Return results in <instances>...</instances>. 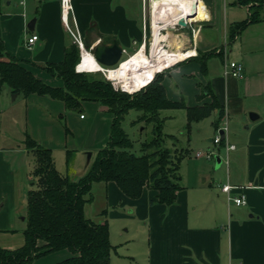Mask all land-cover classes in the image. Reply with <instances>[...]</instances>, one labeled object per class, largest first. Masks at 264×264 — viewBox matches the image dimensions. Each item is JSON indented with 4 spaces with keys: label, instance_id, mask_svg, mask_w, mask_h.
<instances>
[{
    "label": "crops",
    "instance_id": "0c3cea01",
    "mask_svg": "<svg viewBox=\"0 0 264 264\" xmlns=\"http://www.w3.org/2000/svg\"><path fill=\"white\" fill-rule=\"evenodd\" d=\"M152 1L70 0L72 9L66 23L62 0H0V39L7 55L44 81L62 86L63 80L49 73L46 66L63 61L71 44L80 51L82 41L92 51L91 46L116 39L123 57L137 52L143 44L148 52L154 34ZM196 1L191 24L179 26L180 30L167 26L160 31L179 35L175 40L187 43L194 53L159 73L166 97L183 103L179 108L186 111L188 132L199 131L210 143L197 144L205 149H197L200 156L195 152L189 176L179 173L181 188L171 204L159 202L158 191L148 186L140 197L132 198L115 181L94 182L104 190L105 203L93 219L87 206L92 205V192V200L85 205L88 218L107 221L108 226L111 218L134 219L133 233L127 237L118 233L117 249L109 228L111 264H264V4L213 0L209 15L203 1ZM252 13L256 19L250 18ZM33 18L31 29L28 24ZM32 34L39 38L29 45ZM81 56L80 51V61ZM228 61L241 63L243 75L230 74ZM8 92L14 93L10 86ZM19 94L23 95V112L16 118L13 115L11 121L17 129L22 127V143H0L2 246L1 235L14 233L19 214L27 208V182L32 171L26 157L34 160V156L25 147L26 134L65 155L69 150L63 138L74 134L58 120L60 114L70 113L64 101L39 93H16L12 100ZM204 104H213L210 112L189 121L187 108ZM102 105L99 101L82 102L90 117L80 115L81 121H86L80 122L78 129L83 130L86 142L79 147L82 150L77 148L71 165H66L72 177L83 175L96 151L108 141L114 116H106ZM251 111L258 115L255 119L250 118ZM218 133L222 137L219 144L214 142ZM7 138L0 131L1 141ZM89 150L92 156L87 163ZM185 152L189 155V149ZM224 184L232 185L229 192L222 190ZM241 194L246 202L238 205L234 197ZM70 255L68 249H61L35 258L32 264H53Z\"/></svg>",
    "mask_w": 264,
    "mask_h": 264
},
{
    "label": "trees",
    "instance_id": "16d2710c",
    "mask_svg": "<svg viewBox=\"0 0 264 264\" xmlns=\"http://www.w3.org/2000/svg\"><path fill=\"white\" fill-rule=\"evenodd\" d=\"M237 1L242 5L264 4V0ZM250 18L256 19L253 13ZM79 61V48L69 45L63 61L46 66L49 73L63 80L62 86L52 85L7 55L0 39V84H8L12 92L47 94L64 101L67 109L80 108L83 101H99L114 111L106 146L98 149L86 173L77 178L67 169H57L53 150L26 134L25 147L33 154L35 166L27 191L25 240L15 248L0 244V264H32L35 258L61 249H68L71 255L53 264H111L113 245L107 221L96 222L85 215V205L93 198V183L115 181L132 198L140 197L148 186L156 189L158 201L166 204L176 200L181 188L178 169L184 153L162 148L161 134L142 142L141 152L136 153L133 140L121 126L131 108L142 111L139 120L161 125L160 109L183 106L166 97L160 73L146 87L130 94L116 90L101 71H77ZM212 107L187 108L188 120L207 115Z\"/></svg>",
    "mask_w": 264,
    "mask_h": 264
},
{
    "label": "rangeland",
    "instance_id": "374dc122",
    "mask_svg": "<svg viewBox=\"0 0 264 264\" xmlns=\"http://www.w3.org/2000/svg\"><path fill=\"white\" fill-rule=\"evenodd\" d=\"M184 29L189 32L191 31L190 27H184ZM127 57L128 55L125 54L124 57H122V60ZM104 68L107 69L108 66L107 67L105 66ZM97 71H94V72H97ZM83 72H86V71H83ZM102 74L104 75L103 72ZM8 89H9V86L6 83L0 84V114H1L0 116H2L0 117V131H3V134L8 137L5 140L3 139V141H1L0 139V143L18 142L19 144H21L22 139H23V132L21 130L22 127H20V129H17L14 123L11 121V118L13 115L15 116V118L17 114H19L20 116L22 115L23 95L19 94V98L17 100L16 99L12 100L13 93L9 95ZM130 94H133V93H130ZM131 97H133V95ZM102 106L107 112L106 116H108L109 113H111L112 116H114V111L110 110L106 104ZM67 111L70 113L64 112L66 114H62V115L60 114V117L58 120L60 121L61 125L66 130L67 128L70 127L72 131L74 132V134L73 135L70 134L68 135V137L63 138L64 140H66L65 145L66 147H68V150H69L68 154L65 155V153L63 154L62 151L60 150L53 151L54 160L56 159L55 165L57 169H59L60 171H65L66 169L67 170L70 169L66 167V165L67 166L71 165L78 150H82V148L79 149V147L82 146L86 142V135L82 133L83 130L78 129L81 124L80 122L86 121V120L81 121L80 115L83 114L84 116L90 117V111L87 110L83 106H81L80 108H76V109H67ZM141 113L142 111L136 108H131L129 109L127 113L124 114V117L121 121V126L125 129L128 136L133 140V143H134L133 150L136 153H140L142 142L150 140L153 137L161 134V147L162 148L169 149L170 151L178 155H180V153L182 154V152L184 153V156L182 157L180 161L181 164L179 166V173L181 175L184 174V175L189 176V174L194 168V165H192L191 162L193 160H196V157L194 156L195 152L197 151V149H202L204 147L200 145L198 146L197 144L198 143L200 144V142H203V145L206 146V144L210 142L205 141V139L203 138V134L200 133L199 131L195 132L192 130L188 132L187 127H186L187 118H186L185 109L179 108V107H166V108L160 109L159 116L162 120L161 125H159V122L157 121L145 122L143 120H139V116L141 115ZM18 124L19 126H21L19 119H18ZM155 127H156V130H153ZM106 144L100 148H103L104 146H106ZM60 145H63V144L60 143ZM185 149H189V155L188 154L186 155ZM151 151H153V148L149 149V152ZM32 158L31 156L26 157V160L29 166L28 168H30V171H33L34 169L33 167H34L35 159L33 160ZM68 158H69V163H67ZM86 171L87 170H84L83 173L85 174ZM29 177L30 178L28 179V182H27L28 189L31 187L30 182L33 179V176L31 173ZM95 184L92 190L93 195H94V199L91 202L92 205L90 207V204H87V206H89V209L91 208L90 211L88 212L89 215H94V213L99 209V207H101L105 203L104 190L100 187L99 188L97 186L95 187ZM110 209H111V206H109V210ZM26 215H27V208H25L23 212L19 214L18 226L14 229L13 231L14 233L9 231L8 233H4L1 235V241H2L1 243L5 247H9V248L18 247L24 243V240H25L24 230L27 227V218L22 219V217H25ZM96 216L95 215L92 216L93 219H95ZM133 220L134 219H131L130 217H127V218L117 217V218L110 219L109 228L111 230V239L115 241V244L114 243L113 244L116 246V249L119 246L118 233L122 232L125 235V237H127L130 233H133L134 231ZM128 227H130L129 228L130 231L123 232V228L127 229ZM131 245L133 244H130L129 246ZM125 246L127 245H124V247ZM136 246L137 248H139L138 245Z\"/></svg>",
    "mask_w": 264,
    "mask_h": 264
},
{
    "label": "bare ground",
    "instance_id": "6f19581e",
    "mask_svg": "<svg viewBox=\"0 0 264 264\" xmlns=\"http://www.w3.org/2000/svg\"><path fill=\"white\" fill-rule=\"evenodd\" d=\"M196 0H153V39L150 52H145L144 48L134 52L123 59L120 65L105 69L94 56V54L82 45L83 60L79 62L78 68L83 71L94 72L105 70L108 77L116 84L130 92H135L153 79L156 72L160 71L177 60L185 58L186 55L194 52V48L187 46V43L175 40L180 36L160 32V28L172 23L171 20L178 18L194 17L196 10ZM167 43V46L164 45Z\"/></svg>",
    "mask_w": 264,
    "mask_h": 264
},
{
    "label": "built area",
    "instance_id": "2783aa9c",
    "mask_svg": "<svg viewBox=\"0 0 264 264\" xmlns=\"http://www.w3.org/2000/svg\"><path fill=\"white\" fill-rule=\"evenodd\" d=\"M62 1H63V2H62V17H63V20H64L66 23H68V21H69V17H70V12H71V9H72V6H71V3H70V0H62ZM21 3H24V0H21ZM207 18H208V17H207ZM207 18H205V19H207ZM178 19H179V18H178ZM178 19H177V20H171L172 23L166 25L165 27H167V26H173L174 28H179V26H181V25L178 24ZM184 20H185V23H186L185 26H188V24H191V22H192V20H191L190 18H187V19L184 18ZM163 28H164V27L160 28L159 30L161 31ZM38 38H39V36H38L37 34H32V35L28 38V44H29V45L33 44ZM82 45H84V43H83L82 41H80V51H81V55H83V48H82ZM84 46H85V45H84ZM85 47H86V46H85ZM150 47H151V44H150V46H149V48H148V52H150ZM86 48H87V47H86ZM91 48H93V46H91ZM142 48H144V50H145V44H143V45L140 47L139 50H141ZM90 51H91V49H90ZM91 52H92V51H91ZM145 52H146V50H145ZM193 53H194V52H193ZM193 53L188 54V55H186L185 57H189V56H191ZM82 60H83V56H81V61H80V62H82ZM178 61H179V60H177L176 62H178ZM176 62H174L173 64H175ZM173 64H171V65H173ZM171 65H170V66H171ZM78 66H79V64L76 65V70H77V71H83V70H80V69L78 68ZM170 66H168V67H170ZM227 66H228V68H229V69H228V72H229L230 74H232L233 76H238V77H240V76L243 75L244 67H243V65H242L241 63L236 62V61H228V62H227ZM168 67H166V68H164V69H162V70H160V71H157L156 74L159 73V72H161V71H163V70H165V69H167ZM99 70H100V69H99ZM99 70H98V71H99ZM100 71H102V72L104 73L105 77H106L107 79H109V80L112 82V84H113V86L115 87L116 90H122V91H126V92H128V93H134V92H130V91H128V90H125V89H123V88L121 87V85L116 84V83L114 82L113 79H111L110 77H108V75H107V73H106L105 70L101 69ZM156 74H155V75H156ZM154 77H155V76H154ZM153 79H154V78H153ZM153 79H150L149 83H147L146 85L142 86V87L139 88L137 91H139V90L142 89L143 87H146L148 84H150V83L153 81ZM137 91H135V92H137ZM81 116L83 117L84 115L81 114ZM221 140H222V137H221L220 134L218 133V134L214 137V142L217 143V144H219V143L221 142ZM232 147H233V145H232ZM209 153L211 154V152H208V154H209ZM196 155H197V156H200V155H202V152H196ZM231 188H232V185H229V184H224V185L222 186V190H223V191H226V192H229ZM234 201H235V203L238 204V205L245 203V202H246L245 195L241 194V195H239V196L234 197Z\"/></svg>",
    "mask_w": 264,
    "mask_h": 264
},
{
    "label": "water",
    "instance_id": "95a60500",
    "mask_svg": "<svg viewBox=\"0 0 264 264\" xmlns=\"http://www.w3.org/2000/svg\"><path fill=\"white\" fill-rule=\"evenodd\" d=\"M204 5L207 8V11L210 14H212L213 10V0H202ZM35 18H33L28 26L33 29L34 28V23H35ZM178 24L181 26H185V20L184 18H179L178 19ZM89 48V46H86ZM92 52L95 56V58L103 65L108 66V67H113L120 65L123 57V48L118 42V40H113L112 43H105V42H99L97 43L93 48ZM16 96V93H13V97ZM249 116L251 119H255L256 116H258L255 112L251 111L249 112ZM92 156V151L89 150L87 151V163H89L90 159ZM220 158H218L219 160Z\"/></svg>",
    "mask_w": 264,
    "mask_h": 264
}]
</instances>
